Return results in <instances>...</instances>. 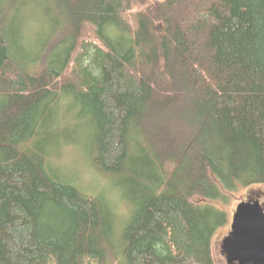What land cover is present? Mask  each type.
Wrapping results in <instances>:
<instances>
[{
	"label": "trees",
	"instance_id": "trees-1",
	"mask_svg": "<svg viewBox=\"0 0 264 264\" xmlns=\"http://www.w3.org/2000/svg\"><path fill=\"white\" fill-rule=\"evenodd\" d=\"M60 110L123 177L121 226L50 171ZM256 187L264 0H0V264H217V203Z\"/></svg>",
	"mask_w": 264,
	"mask_h": 264
},
{
	"label": "rangeland",
	"instance_id": "rangeland-1",
	"mask_svg": "<svg viewBox=\"0 0 264 264\" xmlns=\"http://www.w3.org/2000/svg\"><path fill=\"white\" fill-rule=\"evenodd\" d=\"M56 125L51 129H44L42 134L46 137L45 150L48 157L50 171L61 181L76 186L81 192L98 198H104L109 203L112 211L119 219V225L127 221L130 214L125 200L123 177L119 175H105L93 163L94 148L91 143L93 131L86 119L65 118V110H60ZM259 200L264 207V188H253L231 194L228 204L218 202V206L224 209L228 221L223 229H219L214 237V252L217 264H227L222 254L221 246L224 239L231 232L233 216L239 203L245 197ZM123 228L117 225L114 228L115 247H118V239ZM118 248L115 249L117 253ZM120 258V256H119Z\"/></svg>",
	"mask_w": 264,
	"mask_h": 264
},
{
	"label": "water",
	"instance_id": "water-1",
	"mask_svg": "<svg viewBox=\"0 0 264 264\" xmlns=\"http://www.w3.org/2000/svg\"><path fill=\"white\" fill-rule=\"evenodd\" d=\"M221 250L227 264H264V207L259 200L237 206Z\"/></svg>",
	"mask_w": 264,
	"mask_h": 264
},
{
	"label": "flooded vegetation",
	"instance_id": "flooded-vegetation-1",
	"mask_svg": "<svg viewBox=\"0 0 264 264\" xmlns=\"http://www.w3.org/2000/svg\"><path fill=\"white\" fill-rule=\"evenodd\" d=\"M253 199H251V197L249 198L248 196L247 197H245V199H244V201H242V202H248V201H252ZM240 204V203H239Z\"/></svg>",
	"mask_w": 264,
	"mask_h": 264
}]
</instances>
